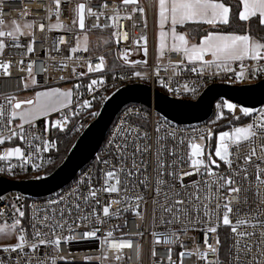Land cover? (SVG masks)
I'll return each instance as SVG.
<instances>
[{
	"label": "snow or ice",
	"instance_id": "obj_1",
	"mask_svg": "<svg viewBox=\"0 0 264 264\" xmlns=\"http://www.w3.org/2000/svg\"><path fill=\"white\" fill-rule=\"evenodd\" d=\"M3 0H0L2 5ZM57 23L48 26V30L64 29L71 32L73 29L60 21L62 0H53ZM126 8L132 6V12H142L140 0H121ZM157 17L159 26V57L162 58L166 51L182 53L189 64L199 65L189 70L198 75H220L231 73L234 82H243L250 78L255 79L264 76V0H156ZM101 8L110 10L113 15L108 17L112 24L110 27L119 28L121 19L130 20L126 15L121 17L119 6L113 4L109 8L108 3L102 2ZM4 8L0 6V17ZM51 12V9H49ZM72 11L75 13L73 25L86 30V17H96L97 21L105 15V11L96 12L86 3H76ZM30 10L24 9L21 15H29ZM6 22L0 18V57H3L7 47H21L20 38L32 33L23 29H32L33 23H25L21 26L16 20L11 21V29L5 30ZM135 26V25H134ZM146 26V23H145ZM167 26V30H166ZM45 25L40 24V31L45 30ZM94 28L103 29L109 26L97 23ZM183 29V31H178ZM200 34L196 42V35ZM117 43L120 40H128L125 32L120 36L114 32ZM143 52L148 54L146 47ZM171 40L170 45L167 43ZM6 40L12 42L11 45ZM34 40L27 44V53L34 52ZM66 43L64 37H60L56 45ZM105 44L108 41L104 42ZM83 47L79 39L76 45L70 48V52H89L88 37L83 38ZM207 57H211L208 59ZM70 56L68 59H72ZM124 64H147L144 61H129L127 50L120 57ZM76 59H80L76 57ZM93 66L91 58H88L87 72L77 73L72 69V74L78 79L89 73H103L107 69L106 58L100 55ZM253 62L248 64L246 62ZM19 63L22 65L23 60ZM239 66V71L233 67ZM35 61L29 62L27 71L31 78V85L25 78V89L37 84L33 75ZM11 61L0 60V68L5 76H10L8 69ZM67 68V64H62ZM215 71H210V70ZM47 71V69H45ZM159 77V72L156 73ZM133 76L146 79L137 71ZM120 76L119 79H124ZM61 80L65 77L61 76ZM160 84L173 94L181 91L169 87L163 80ZM103 78L91 79L85 86L74 84L73 88L61 89L53 87L44 91H38L32 98L20 100L15 95L3 97L0 103V146L6 141L17 139L26 142L34 153L26 155L20 146L7 147L0 151V161H10L13 158L20 162L19 167L27 171V165L31 164L33 171L39 172L42 165L33 161L34 154L41 151L40 145L32 144V140L41 141L43 151L56 149L55 141L44 139L42 135L30 132L25 128L35 129L36 122L45 119L43 134L52 129L64 132L70 119L80 115L81 111L93 107L94 94L98 85H104ZM86 87L92 99H83L76 110H73L74 96H79V90ZM182 91L195 95L197 89L184 84ZM221 111L217 114V120L225 119L224 109L231 114L232 119L240 120L237 111L244 117L257 118L252 122L231 127L230 130L220 131L212 144L213 132L188 137H179L177 130L166 131L160 135L164 124L157 121L154 126L155 149H153L152 134L148 131L149 121L147 116L141 117V122L121 120L114 128L107 140L106 158L96 157L97 168L84 173L77 181L76 186L67 194L48 200L45 206L32 208L29 217L30 224L26 227L23 220L26 216L25 205L21 203L22 197H15V202L4 203L0 207V237H15V244L0 245V251L8 253L7 258L0 257V264H56L55 258H49L47 253L38 255L42 247H52L59 251L62 242H70L74 236H64L62 233L75 231L81 227L77 221L90 222L95 219L98 223H106L107 218L119 217L121 212L129 210L138 218L144 219L143 205L147 204L145 195H129L140 187L145 191H152L153 222L156 225H165L167 232L153 231L154 244L161 243L164 237L165 245L183 242L179 240L180 232L196 230L203 233V248L199 244L193 249L181 251L179 264H183V258L196 257L203 264H225L222 258V250L227 259V264H264V109H254L238 106L235 103L224 100L217 105ZM52 113H61L62 118L48 122L47 117ZM134 110H129L126 116H131ZM96 117L99 112H90ZM15 127H12L14 122ZM83 125L76 126L79 131ZM6 132L4 135L2 133ZM31 136V139H29ZM166 138H171L172 147L163 143ZM207 141V143H206ZM154 155L156 168L155 177L149 174L150 162L147 159ZM170 157V161L165 157ZM130 165V166H129ZM223 165V169L221 168ZM15 164L0 166V174L15 175ZM187 169V170H184ZM196 177L186 182V178ZM46 176L37 175L35 179H46ZM105 194L107 199L105 200ZM6 198L0 195V202ZM234 205H238L234 207ZM99 206V212L97 210ZM11 208L8 218L5 219V209ZM87 209V211H85ZM102 214V217H101ZM75 215V219L72 217ZM75 225V228L73 227ZM226 230L221 239V231ZM61 234H57V233ZM99 228L93 227L82 234L83 239H99ZM140 236L143 233H139ZM194 239V238H193ZM211 239V242H209ZM104 244L109 250L116 253L115 259H123L124 249L132 248L131 239H114L113 231H108L104 238ZM15 254V256L11 254ZM152 255L155 256V249ZM211 257V258H210ZM60 259H65L60 257ZM90 259V258H89ZM107 259V256L104 257ZM168 264H176L172 260V249H169Z\"/></svg>",
	"mask_w": 264,
	"mask_h": 264
},
{
	"label": "built area",
	"instance_id": "obj_2",
	"mask_svg": "<svg viewBox=\"0 0 264 264\" xmlns=\"http://www.w3.org/2000/svg\"><path fill=\"white\" fill-rule=\"evenodd\" d=\"M105 0H62L61 5V16L60 21L65 25L72 27V31H66L64 29H56L49 31L48 26L57 23L56 16L53 14L55 12V5L53 0H3L2 6L4 8L2 18L6 24L13 20L27 21L28 23H33L34 27L32 29H27L32 33L31 36L25 35L20 38L19 43L21 47H12L9 46L5 50L3 57H0V60L11 61V67L8 71L11 73L10 76H5L3 74L4 70L0 68V103H3V97L15 95L18 98V95L22 92H25L27 89L23 87L24 80L28 77L27 71H21V68L27 69L29 62L35 61L33 68V75L36 78L37 84L33 88H40L45 86H56L66 82H74L75 84L80 83L82 85H87L91 79L103 78L105 80L104 85H98L97 91L92 94L95 95V99L100 98L104 95L107 89L111 87H119L120 85L132 82H145L149 84L152 88H155V84H160V80H163L169 87L180 89L179 94H173L164 88L167 95L173 98L180 99H195L202 91L210 84L223 83V84H232V85H242L249 84L257 81L259 78L248 79L243 82H234V77L231 73L220 75H210L205 74L203 76L198 75L197 73L191 72L190 67L185 62V57L182 53L177 54L175 52L166 51L165 55L162 57L163 62H156L155 55L152 46L151 40V26H152V12H153V0H140V6L143 8L142 12H132V6L127 8L122 5L121 0H106L109 5V8L113 4L119 6V13L121 17L130 15L132 18L130 20L121 19L119 24L122 27L112 28L110 25L112 21L108 18L113 15L110 10H104L101 8V3ZM76 3H86L94 11L100 12L105 11V15L97 21L96 17H86V29L87 30H103L108 33L111 38V45L108 48L102 49L94 54H89L88 52H77L72 54L70 48L74 47L77 42L80 29L77 25H73L72 21L76 18L75 13L72 11ZM24 9L30 10L29 15H21V12ZM51 9V12L49 11ZM97 23L105 26H109L103 29L94 28L93 25ZM146 23V26H145ZM5 24V26H6ZM44 24L45 30L40 31L39 25ZM135 25V26H134ZM5 30H9L6 29ZM26 31V32H27ZM114 32H119L122 37L126 32L128 34V40H120L117 43V37L113 35ZM60 37H64L66 43L59 45V51L56 50V45ZM142 37L147 38L146 47L148 49V54L145 56L143 48L145 47V42ZM35 41L33 44L34 52L27 53L26 46L28 43ZM6 43L11 45L10 40H6ZM127 50L129 61H144L147 60V64H136L128 65L124 64L123 60L120 58L121 55ZM107 53H110L109 56L113 57L118 66L116 68L106 69L103 73H89L85 76L80 77L79 79L72 74V69L75 68L77 73L87 72V64L85 61L88 58H91L93 66L97 62V57L104 55L106 58V63L109 62L107 58ZM72 56V59L68 57ZM79 57L80 59H76ZM20 60H23V64L19 63ZM252 64L253 62H246ZM62 64H67V68H62ZM199 67V65H198ZM237 71H239L238 63L233 65ZM47 69V71H45ZM141 72L142 75H146V79L138 78L133 76L134 72ZM210 71H215L210 70ZM116 72V73H115ZM159 72V77L156 73ZM111 73V76L108 74ZM63 76L65 79L61 80L60 77ZM120 76H124V79H119ZM188 84L189 87L196 88L197 91L195 95L186 94L182 91L183 85ZM73 88V86L71 87ZM80 93L79 96H74V104L72 106L73 110H76L78 104L83 99H92V95L87 92L86 87H82L79 90H75ZM19 99V98H18ZM226 99H218L213 103L212 113L204 121L192 123V124H177L172 121H169L165 118L159 117L155 112L152 105L146 106L142 103L131 102L125 104L122 108L119 109L112 122L110 123L104 138L99 146V149L96 155L85 163V165L75 174V176L70 180L65 186L58 189L57 191L42 197L36 198H26L23 193L17 190H11L1 194L6 198L4 202H0V207L4 203H14L15 197H22L21 203L25 205L26 216L23 220L24 225L27 227L30 224L29 217L32 214V208L30 206L35 205L36 207H42L46 205L48 200H53L58 198L60 195L69 193L77 184V181L83 176L84 173L96 171L97 161L96 157L106 158L107 151V140L110 138L111 133L114 128L119 124L121 120L128 119L130 122H141V117L147 116L149 121L148 131L152 134L153 138V149L156 145L154 143L156 133L154 132V126L157 121L164 124V129H162L160 135H165L166 131H171L172 129L177 130V135L179 137H188L199 134H207L208 130H212L213 138L212 144L214 145L215 137L220 131L230 130L231 127L238 126L243 119H247L248 123L257 118V114L254 113L252 117H244L239 111L236 115H240L241 118L237 120L232 119L231 114L224 109L225 119L217 120V114L221 111L217 105L222 104ZM229 102H232L228 100ZM234 103V102H232ZM237 104V103H235ZM240 106L239 104H237ZM255 109H264V103H262L258 108ZM129 110H134V113L131 116H126V113ZM91 111L83 110L80 113V116L76 120V126L83 125L85 127L89 122L93 120V116L89 115ZM56 119H61V113H54ZM50 117V116H49ZM47 117V118H49ZM55 119V120H56ZM242 119V120H241ZM18 120V118H17ZM14 122L12 127H15ZM45 126V119L36 122L35 129H29L27 125L25 128L30 132H35L37 135H42L44 139H47V134H43V129ZM82 127V128H83ZM6 135L7 133H2ZM31 139V136H29ZM17 139H13L14 141ZM11 141H6V143L0 146V151H3L7 147L20 146L25 150L26 155L29 153H34V149L31 148L26 142L19 141L17 144H11ZM163 143L167 144L169 147L174 146L171 138H166ZM207 143V141H206ZM32 144L40 145L41 151L38 154H34L33 161L36 164L42 165L39 172L33 171L31 164L27 165V171L21 170L19 167L20 162L13 158L10 161H0V166L6 167L8 164H15L17 167L14 169L15 175H24L34 177L35 175L43 172L47 166V152L43 151L42 140H32ZM170 161V157H165ZM150 162L149 174L154 178L156 168L154 155L147 157ZM130 166V165H129ZM223 165L221 168L223 169ZM187 170V169H184ZM0 176H8L7 174H0ZM196 179V177L186 178V182ZM143 194L146 197L147 204L143 205L144 208V219H138L131 210L127 212H121L119 217L107 218L106 223H98L95 219H92L90 222L77 221L82 226L75 228V231L68 232L65 230L62 235L68 236L72 235L75 237L74 240L70 242H62L59 248V251H55L52 247L41 249L38 255H43L47 253L49 258H55L56 264H168L169 249H172V260L176 261V264H179L178 254L185 249H193L197 244L203 248V233L196 230H190L187 232L179 233V240L183 242V247L179 243L174 245H165L163 243L164 237L161 236V243L154 244V237L152 232H167V227L165 225H156L153 222V205H152V191L149 188L148 191H145L143 187H140L136 192H129V195ZM107 199V194H105V200ZM238 205H234L237 207ZM99 212V206H97ZM6 215L5 219L8 218V213L11 212V208L5 209ZM87 211V209H85ZM102 217V214H101ZM75 219V215L72 217ZM93 227L99 228L97 236L99 239H83L82 234L85 231L91 230ZM113 231L114 239H131L132 248L124 249L122 252L123 259L117 261L115 259L116 253L108 249L104 244V238L108 231ZM226 230L221 231V239L224 238V233ZM139 233H143L142 236ZM61 234V233H57ZM194 238V239H193ZM17 241L8 242L0 245L15 244ZM211 242V239L210 241ZM153 249H155V256L152 255ZM15 256V254H11ZM222 258L227 264V259L224 256L222 250ZM8 253L0 251V257L7 258ZM107 256V259L104 257ZM64 257L65 259H60ZM90 258V259H89ZM211 258V257H210ZM183 264H203L202 261H197L196 257L186 255L183 258Z\"/></svg>",
	"mask_w": 264,
	"mask_h": 264
},
{
	"label": "water",
	"instance_id": "obj_3",
	"mask_svg": "<svg viewBox=\"0 0 264 264\" xmlns=\"http://www.w3.org/2000/svg\"><path fill=\"white\" fill-rule=\"evenodd\" d=\"M218 99L230 100L242 107L258 108L264 103V76L249 84H210L195 99L173 98L145 82L120 85L104 98L97 111L99 115L83 128L62 162L50 173L41 175L46 176V179L0 176V195L17 190L26 198H36L65 186L96 155L110 123L127 103L152 105L162 118L177 124H192L209 118L213 103Z\"/></svg>",
	"mask_w": 264,
	"mask_h": 264
},
{
	"label": "trees",
	"instance_id": "obj_4",
	"mask_svg": "<svg viewBox=\"0 0 264 264\" xmlns=\"http://www.w3.org/2000/svg\"><path fill=\"white\" fill-rule=\"evenodd\" d=\"M96 31H103V30H96ZM111 42L103 47L98 46V47H93L90 49V51L88 52L89 54H94L102 49L108 48L110 47ZM110 53H107V58L109 59V62L107 63V69H111V68H116L118 66V63L116 62V60L113 57L109 56ZM116 73V72H115ZM112 74L109 73L108 76H111ZM262 78V77H261ZM259 78V79H261ZM258 79V80H259ZM117 87H111L109 89L106 90V92L104 93V95L100 98H97L93 101V107L91 109H88L87 111H95L97 112L98 109L100 108L104 98L110 94L114 89H116ZM155 89H157L158 91L161 92H165L164 88L159 85V84H155ZM80 115L75 116L73 118L70 119V122L67 126L66 131L64 132H59L56 131L55 129H52L50 132L47 133V139H49L50 141H55L56 143V149H51L49 151H47V166L46 169L37 174V175H44L47 173H50L51 171H53L64 159V157L66 156L69 148L71 147V145L73 144V142L75 141V139L78 137V135L80 134V132L83 130V128H81L79 131H76V120L78 119ZM159 116V115H158ZM160 117V116H159ZM242 120V119H241ZM244 120V119H243ZM239 120H237L238 122ZM11 144H17L19 143L18 140H14L10 142ZM37 175H35L34 177H36ZM13 179H24V178H30V176H24V175H13V176H7Z\"/></svg>",
	"mask_w": 264,
	"mask_h": 264
},
{
	"label": "rangeland",
	"instance_id": "obj_5",
	"mask_svg": "<svg viewBox=\"0 0 264 264\" xmlns=\"http://www.w3.org/2000/svg\"><path fill=\"white\" fill-rule=\"evenodd\" d=\"M153 4H154V43H155V60L156 62H163V58H160L159 57V53H158V47H159V26H158V17H157V7H156V0H153ZM21 26H23L25 23H28L27 21H19L18 22ZM11 22H8L6 24V29H11ZM22 30L24 31H27V29H23ZM166 30H167V26H166ZM178 31H183V29H178ZM87 35L88 37V47L89 49L93 48V47H98V46H105L107 44H109L111 42V38L110 36L108 35L107 32L105 31H96V30H81L79 31V35H78V38L80 43H81V47H83V38H84V35ZM200 34H197L196 35V38L199 36ZM105 41H108L107 44H105L104 42ZM167 43L170 45L171 43V40L169 39L167 41ZM90 51V50H89ZM27 82L29 83V85H31V78L28 77L27 79ZM24 83H25V80H24ZM75 83L74 82H66V83H62L60 85H54V86H45V87H40V88H33L34 86H30L29 88H27V90L25 92H22L18 95V98L20 100H24V99H28V98H32L35 96V93L38 92V91H44V90H47L51 87H59L61 89H69L71 88ZM56 119V115H54V113H52L50 115L49 118H47V121L48 122H52V121H55ZM17 122H19L17 120ZM248 123V120L245 119L243 120L238 126H241V125H244V124H247ZM15 237H11V238H3V237H0V244H4V243H8V242H13L15 241Z\"/></svg>",
	"mask_w": 264,
	"mask_h": 264
},
{
	"label": "crops",
	"instance_id": "obj_6",
	"mask_svg": "<svg viewBox=\"0 0 264 264\" xmlns=\"http://www.w3.org/2000/svg\"><path fill=\"white\" fill-rule=\"evenodd\" d=\"M153 29H154V4H153V12H152V26H151V35H150V37H151V40H152L153 51L155 53L156 48H155V43H154V35H153L154 31H153ZM199 38H200V35L196 38V42L199 41ZM207 58L210 59L211 57H207ZM185 62L190 68L194 67V66L198 67V64L197 65L189 64L186 59H185ZM51 88H53V87H51Z\"/></svg>",
	"mask_w": 264,
	"mask_h": 264
}]
</instances>
